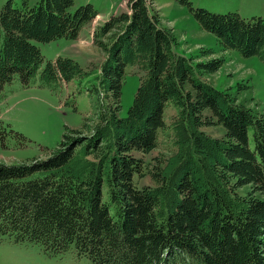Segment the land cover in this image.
Wrapping results in <instances>:
<instances>
[{"label":"trees","instance_id":"1","mask_svg":"<svg viewBox=\"0 0 264 264\" xmlns=\"http://www.w3.org/2000/svg\"><path fill=\"white\" fill-rule=\"evenodd\" d=\"M181 1L224 49L264 63L263 17ZM128 6L93 32L106 54L93 117L67 128L44 157L0 163V238L36 243L51 255L74 247L93 264H264V112L204 80L223 60L177 53L151 0ZM98 15L92 4L75 7V0L23 7L8 1L0 10V92L15 75L25 86L37 76L44 56L35 41L79 39ZM129 66L138 68L140 83L122 116ZM82 73L73 58L59 56L42 69L41 83ZM167 104L176 109L168 125L173 150L146 165L137 153L158 147ZM213 124L223 136L203 129ZM8 133L0 124L3 146ZM146 174L156 184L140 185Z\"/></svg>","mask_w":264,"mask_h":264},{"label":"rangeland","instance_id":"2","mask_svg":"<svg viewBox=\"0 0 264 264\" xmlns=\"http://www.w3.org/2000/svg\"><path fill=\"white\" fill-rule=\"evenodd\" d=\"M12 1L16 7L35 5L39 0H0V10ZM129 0H75V7L90 3L99 12L91 23L81 31L79 39L59 38L50 42L35 41L44 62L37 76L25 86L18 75L5 84L0 92V124L9 131L5 146L0 144V163L18 164L35 157H44L48 150L58 146L67 128H80L86 118L96 112L102 90L97 76L106 54L94 43L93 32L113 14L129 11ZM194 8H204L213 13L236 12L242 18L259 16L264 18V0H190ZM160 13L162 26L169 29L176 39L177 53L192 56L194 61L213 58L223 60L220 68L202 78L218 89H229L237 102L255 113L264 112V63L258 56L245 57L236 49H224L216 36L203 29L190 7L181 0H151ZM210 52H206V51ZM59 56L77 61L83 73L69 82L41 83V72L48 61ZM140 83L136 66L127 68V76L121 97V115L125 116L133 103ZM241 83L245 88L239 89ZM100 99L104 98L100 94ZM108 102V101H107ZM176 109L167 104L164 110L165 129L159 132V145L143 157L145 164L157 162L158 157L167 156L173 150L168 125ZM211 136L221 137L224 129L220 125L204 126ZM12 130V132H11ZM18 133L22 135L18 136ZM23 137V138H22ZM140 185H154L150 174L138 178ZM249 187L239 189L245 193ZM0 264H93L86 257H79L75 248L57 255L48 254L36 243H17L11 237L0 238Z\"/></svg>","mask_w":264,"mask_h":264}]
</instances>
